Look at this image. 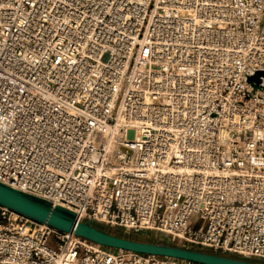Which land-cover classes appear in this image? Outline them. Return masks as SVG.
Here are the masks:
<instances>
[{
    "label": "built area",
    "instance_id": "2783aa9c",
    "mask_svg": "<svg viewBox=\"0 0 264 264\" xmlns=\"http://www.w3.org/2000/svg\"><path fill=\"white\" fill-rule=\"evenodd\" d=\"M0 182L264 262V0H0ZM0 264L201 263L0 205Z\"/></svg>",
    "mask_w": 264,
    "mask_h": 264
},
{
    "label": "water",
    "instance_id": "95a60500",
    "mask_svg": "<svg viewBox=\"0 0 264 264\" xmlns=\"http://www.w3.org/2000/svg\"><path fill=\"white\" fill-rule=\"evenodd\" d=\"M0 205L35 221L46 223L61 231L73 232L110 248L191 260L201 264H264V262L230 255L117 235L92 224L89 220L78 221L72 211L58 205L52 206L43 198L17 190L2 182H0Z\"/></svg>",
    "mask_w": 264,
    "mask_h": 264
},
{
    "label": "trees",
    "instance_id": "16d2710c",
    "mask_svg": "<svg viewBox=\"0 0 264 264\" xmlns=\"http://www.w3.org/2000/svg\"><path fill=\"white\" fill-rule=\"evenodd\" d=\"M114 233L119 234L120 232L115 230ZM131 238L137 239V240H142V241H151V242H155L156 241V239H154L153 237H147V236H145L143 234L131 235ZM207 252H211L212 253L211 250H208ZM226 255H228V254H226Z\"/></svg>",
    "mask_w": 264,
    "mask_h": 264
},
{
    "label": "rangeland",
    "instance_id": "374dc122",
    "mask_svg": "<svg viewBox=\"0 0 264 264\" xmlns=\"http://www.w3.org/2000/svg\"><path fill=\"white\" fill-rule=\"evenodd\" d=\"M100 228H102V227H100ZM102 229H103V228H102ZM104 230H105V229H104ZM115 230H116V229H115ZM115 230H113V229L110 230V229H109V230H107V231H111V232L114 233ZM117 231H119V230H117ZM119 232H120L119 234H117V233H115V234H117V235H121V236H122V232H121V231H119ZM203 251H208V250L205 249V250H203Z\"/></svg>",
    "mask_w": 264,
    "mask_h": 264
}]
</instances>
